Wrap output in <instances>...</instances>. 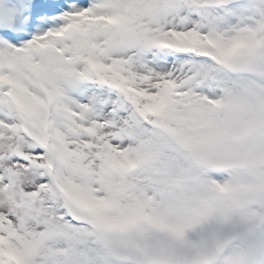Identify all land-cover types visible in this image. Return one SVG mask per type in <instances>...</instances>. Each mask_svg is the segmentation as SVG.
I'll list each match as a JSON object with an SVG mask.
<instances>
[{"label":"snow or ice","instance_id":"obj_1","mask_svg":"<svg viewBox=\"0 0 264 264\" xmlns=\"http://www.w3.org/2000/svg\"><path fill=\"white\" fill-rule=\"evenodd\" d=\"M226 8L31 0L33 17L58 13L60 23L0 29V264H106L98 207L115 202L153 126L219 103L198 84L212 60L201 50L216 43L234 61L256 47L252 28L225 38ZM256 19L264 27V12Z\"/></svg>","mask_w":264,"mask_h":264},{"label":"clouds","instance_id":"obj_2","mask_svg":"<svg viewBox=\"0 0 264 264\" xmlns=\"http://www.w3.org/2000/svg\"><path fill=\"white\" fill-rule=\"evenodd\" d=\"M30 8L0 0V29H27ZM220 72L250 90L172 124L176 135L154 130L135 197L119 194L124 209L101 234L106 264H264V54Z\"/></svg>","mask_w":264,"mask_h":264},{"label":"rangeland","instance_id":"obj_3","mask_svg":"<svg viewBox=\"0 0 264 264\" xmlns=\"http://www.w3.org/2000/svg\"><path fill=\"white\" fill-rule=\"evenodd\" d=\"M212 11H215V9ZM262 12H264V0H238L232 3L227 2L226 14L218 18V26L220 30H224V32L227 33V36L225 37L226 39L231 36L246 34V30L249 28L255 29L257 44L254 51H259L261 54H264V27H261L258 23V20L256 19ZM36 17L37 22L35 24H31L30 20L28 23V26L31 27L33 32L37 30H44L48 27L56 26L57 23H60L58 13H52L51 15L47 16L36 15ZM213 49H216L218 54L212 52ZM218 49V44L211 43L206 48L201 50V54H207V52L210 51L211 54L220 61L221 64L219 65L224 66L219 67V69L226 68V65L227 68L233 67V61H225L220 55ZM208 72L209 70L206 69L201 74V81H198V84L204 82L205 86L203 93H206L208 96H212L215 100L219 101L218 104H213L212 106H220L225 96H227L229 99H232L233 101H242L244 96L250 90L249 81H246L245 79H236L231 76H228L227 80H224L221 78L220 73L211 75L214 81L210 83L208 81ZM202 98L203 94H187V99L190 101H198L202 100ZM204 102L207 103V101ZM182 122L183 121L178 122L176 120H162L157 124L158 126H153V132L150 136V143L147 149H149V147H154L156 150L158 141L154 135L155 129L162 128L165 132L176 135L179 131V128L173 127L171 125L175 124L179 126ZM151 153L146 152L143 154L144 156L148 157L151 155ZM143 179V174L138 170V167L130 169L128 176L124 181L123 187L118 192L115 202H106L99 205L98 210L108 217L109 226L114 222L112 213L114 211H122L124 209L123 201L118 198L119 194L123 193L129 199L134 198L136 195V190L139 189L140 182Z\"/></svg>","mask_w":264,"mask_h":264},{"label":"trees","instance_id":"obj_4","mask_svg":"<svg viewBox=\"0 0 264 264\" xmlns=\"http://www.w3.org/2000/svg\"><path fill=\"white\" fill-rule=\"evenodd\" d=\"M210 45V44H209ZM212 52H214L215 54H218V51L216 49H213ZM221 64L218 60H214L212 59L209 63H208V66L206 69L209 70L208 72V75H209V78H208V81L210 83H212L214 81L213 77H211V75H214L215 73H220L221 75V78L224 79V80H227L228 76H224L221 72H220V69L219 67H224V66H221L219 65ZM154 126H158L157 124L154 125ZM155 148L154 147H149V149H147L144 153L146 152H149L151 153L152 151H154ZM152 154V153H151ZM147 158V156H144L143 154V159Z\"/></svg>","mask_w":264,"mask_h":264}]
</instances>
